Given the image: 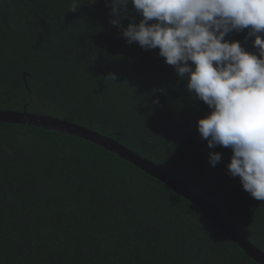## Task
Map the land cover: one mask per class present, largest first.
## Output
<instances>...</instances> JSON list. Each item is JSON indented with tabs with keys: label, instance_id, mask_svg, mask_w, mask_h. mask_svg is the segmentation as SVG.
<instances>
[{
	"label": "trees",
	"instance_id": "trees-1",
	"mask_svg": "<svg viewBox=\"0 0 264 264\" xmlns=\"http://www.w3.org/2000/svg\"><path fill=\"white\" fill-rule=\"evenodd\" d=\"M123 11L125 27L140 19L131 4ZM109 19L106 0H0V110L111 137L210 201L264 252V202L226 174L231 150L209 149L196 130L210 109L158 49L126 43ZM246 33L226 39L255 52ZM210 151L221 154L215 167ZM0 264L260 263L199 206L110 151L0 122Z\"/></svg>",
	"mask_w": 264,
	"mask_h": 264
},
{
	"label": "clouds",
	"instance_id": "clouds-1",
	"mask_svg": "<svg viewBox=\"0 0 264 264\" xmlns=\"http://www.w3.org/2000/svg\"><path fill=\"white\" fill-rule=\"evenodd\" d=\"M129 4L140 19L125 27ZM106 6L109 24L126 43L158 49L190 96L208 106L196 121L200 138L209 149H230L226 174L264 202V0H106ZM245 29L255 52L226 39ZM107 79L115 81V73ZM220 160L219 152H209L210 166Z\"/></svg>",
	"mask_w": 264,
	"mask_h": 264
},
{
	"label": "water",
	"instance_id": "water-1",
	"mask_svg": "<svg viewBox=\"0 0 264 264\" xmlns=\"http://www.w3.org/2000/svg\"><path fill=\"white\" fill-rule=\"evenodd\" d=\"M0 122L31 125L65 133L87 140L106 149L107 151H110L120 158L130 162L134 166L144 170L149 175L164 182L175 193L185 197L199 206L207 215L209 220L222 233L234 241L253 260L259 262L260 264H264V252L242 236L239 232L231 228L221 212L210 201L199 196L184 182L171 175L156 163L142 157L111 137L102 135L77 123L49 115L29 113L26 110H0Z\"/></svg>",
	"mask_w": 264,
	"mask_h": 264
}]
</instances>
